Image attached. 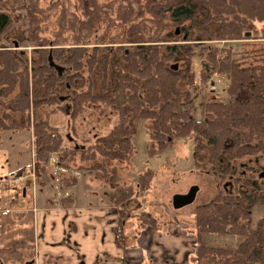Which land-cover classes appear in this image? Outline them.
I'll return each mask as SVG.
<instances>
[{
    "label": "trees",
    "instance_id": "trees-1",
    "mask_svg": "<svg viewBox=\"0 0 264 264\" xmlns=\"http://www.w3.org/2000/svg\"><path fill=\"white\" fill-rule=\"evenodd\" d=\"M146 9L153 22L180 26L182 37L170 31L161 38L153 34L137 39L138 33H133L125 47L81 42L89 34L77 33L72 41L32 35L27 40L28 54L7 43L12 17L0 10V131L31 130L37 178L50 169L52 157L57 167L69 170L79 154L78 169L91 171L112 189V211L121 220L119 235L133 216L143 227L158 230L154 215L122 208L136 191L118 186L116 167L110 168L130 154L140 120L147 121L151 154L191 136L196 164H210L222 178L237 174L233 162L264 155V47L253 49L252 43L264 42V0H149ZM142 14L129 17V21L139 18L133 27L144 21ZM243 40L248 41L240 50L228 44ZM196 48L205 52L210 73L228 78L227 97L201 102L200 119L194 115L191 91ZM63 102L68 106L60 107ZM99 102L116 112L117 122L93 144L74 142L68 147L65 139L72 136L69 129L75 131L73 122L83 106ZM62 108L68 117L66 136L50 122ZM22 172L18 168L13 174ZM60 182L71 187L76 178L63 177ZM151 182L152 172L147 171L140 175L137 187L146 191ZM232 183L233 191L218 193L194 209L195 264H264V215L252 222L254 208L264 206V181L238 177ZM203 233L235 235L241 240L235 248L214 247L204 243ZM119 243L125 246L121 236Z\"/></svg>",
    "mask_w": 264,
    "mask_h": 264
},
{
    "label": "rangeland",
    "instance_id": "rangeland-1",
    "mask_svg": "<svg viewBox=\"0 0 264 264\" xmlns=\"http://www.w3.org/2000/svg\"><path fill=\"white\" fill-rule=\"evenodd\" d=\"M147 1L149 0H1L0 10L9 13L12 17V24L6 31L7 43L16 44L15 48L28 54L31 48L26 46L27 40L32 35L58 41H63L61 39L66 37L67 41H72L77 33L89 34L87 38H82L81 42L90 45L96 42L112 46L123 44L125 47L129 45L127 41L133 33H138L137 39H147L153 34L156 35L155 38H161L170 31L178 30L179 32L174 34L181 38L180 26H173L165 20L158 23L150 20L151 15L146 9ZM137 12L143 13L141 18L144 21L140 26L133 27V23L138 22L139 18L136 17L130 21L128 19ZM246 41L248 40L228 44L233 50H240ZM21 42H23V47L19 46ZM252 43L253 49L264 47L263 41L258 42L259 44ZM222 44L224 43L221 42L220 45ZM195 52L196 56L192 61L194 84L191 86V91L194 98V115L200 119L202 117L201 102L213 96L227 97L228 78L226 74L210 73L203 57L205 52L200 48H196ZM202 74L205 75L204 78ZM63 97L61 96V99ZM59 106L64 108L68 104L63 102ZM63 108L50 117V122L57 125L66 136L68 117ZM117 119L116 112L104 102L84 105L82 114L73 122L75 131L69 129L72 136L69 140L65 139L66 145L71 147L74 142L78 146L93 144L95 138L105 135ZM0 139L6 141L5 143L9 146L11 169L15 171L17 167H20L23 168V174L30 172L34 159L31 130L23 129L19 132L2 130ZM132 140L133 147L127 158L110 165V168L116 167L117 185L131 186L136 191L134 197L122 208L135 214L146 211L154 215L158 222V230L161 232L168 230L174 234L188 235L186 243L191 253L194 252L196 242L193 214L197 205L210 202L218 193L233 191L232 180L234 178L264 181V155L247 156L233 162L231 165L236 169L237 174L222 178L219 170L210 169V164L204 162L196 164L194 142L191 136L176 139L164 150L151 154L147 121L140 120L136 125ZM52 158V165L45 174L51 178H47L45 183H42L45 175L36 179V189L45 193L44 198L49 200V203L53 200L59 203L67 194L74 196L82 204L96 203L102 200L101 194L106 191L104 199H107L113 207L109 197L112 191L110 185L96 179L91 171L79 170L78 166L82 164L79 154L74 156V161L70 164L71 169L67 172L57 170L56 157ZM147 171L152 172L151 186L146 191H140L137 187L138 179ZM34 175L37 176L35 173ZM72 176L78 179L75 185L68 188L61 184L63 177ZM192 185L198 187L195 201L181 209H173L172 196L175 193L187 192ZM239 186L243 187L241 184ZM27 191L30 192L31 198L21 202L24 207L33 204V190L29 187ZM13 202L20 201L11 199L10 204ZM263 215L264 206H256L252 213V222L256 223ZM24 222L26 223L18 228L11 225L3 227L4 240L2 239L3 243L0 241V260L4 264H32V226L30 221ZM141 229L143 226L139 219L134 216L129 217L124 225V231L120 233L126 247L138 245L137 239L141 235ZM201 237L205 244L226 248H235L241 240L235 235L214 233H203ZM190 261L189 263L195 264L193 256Z\"/></svg>",
    "mask_w": 264,
    "mask_h": 264
},
{
    "label": "crops",
    "instance_id": "crops-1",
    "mask_svg": "<svg viewBox=\"0 0 264 264\" xmlns=\"http://www.w3.org/2000/svg\"><path fill=\"white\" fill-rule=\"evenodd\" d=\"M5 142L0 139V241L3 243L4 240L3 227L18 228L26 223L24 221H30L32 264L189 263L193 253L187 249L188 235L145 226L137 239L138 245H120L121 220L104 199L106 191L101 194L102 200L96 203L82 204L74 196L59 203L55 200L49 203L44 198L45 193L36 189L38 178L34 175V159L30 172L14 176L9 146ZM49 177L45 175L42 183ZM29 187L33 190V204L24 207L21 202L31 198L27 191ZM11 199L20 202L10 204Z\"/></svg>",
    "mask_w": 264,
    "mask_h": 264
},
{
    "label": "water",
    "instance_id": "water-1",
    "mask_svg": "<svg viewBox=\"0 0 264 264\" xmlns=\"http://www.w3.org/2000/svg\"><path fill=\"white\" fill-rule=\"evenodd\" d=\"M178 32H179L178 30L175 31V33ZM15 46L17 45L15 44ZM67 136L70 137L69 135ZM76 148H78V146H76ZM197 192H198V187L196 185H192L185 193H175L171 198V204L173 209H181L183 207L192 204L195 201ZM0 264H4V263L0 261Z\"/></svg>",
    "mask_w": 264,
    "mask_h": 264
},
{
    "label": "built area",
    "instance_id": "built-area-1",
    "mask_svg": "<svg viewBox=\"0 0 264 264\" xmlns=\"http://www.w3.org/2000/svg\"><path fill=\"white\" fill-rule=\"evenodd\" d=\"M57 170L64 171V169H60L59 167L56 168Z\"/></svg>",
    "mask_w": 264,
    "mask_h": 264
}]
</instances>
